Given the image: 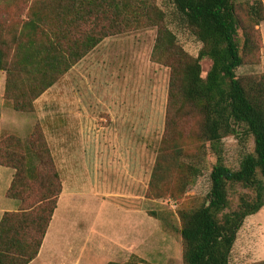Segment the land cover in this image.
<instances>
[{"label": "trees", "instance_id": "1", "mask_svg": "<svg viewBox=\"0 0 264 264\" xmlns=\"http://www.w3.org/2000/svg\"><path fill=\"white\" fill-rule=\"evenodd\" d=\"M162 4L163 8L158 0H32L28 21L12 37V60L7 61L0 49L5 101L16 112L33 113L36 101L102 41L127 29L156 28L152 59L171 69L170 106L182 100L200 116L199 140L209 144L216 158L204 202L177 212L183 264H230L245 221L264 208V74L237 75L247 59L254 61L260 54L264 2L254 0L242 10L234 0ZM169 19L201 43L198 57L179 44ZM204 59L212 62L205 78ZM229 137H236L244 150L250 139L254 143L236 169L225 156L224 140ZM168 140L170 149L174 146L171 136L164 140L156 178L169 165L164 163ZM173 153L177 171L167 179L174 191L155 193L152 179L150 192L157 199L180 201L203 173L176 160L179 150ZM0 166L15 171L6 195L20 203L18 211L6 212L0 221V264H31L40 254L62 193L43 131L36 128L26 139L2 134ZM126 264L147 262L133 255Z\"/></svg>", "mask_w": 264, "mask_h": 264}, {"label": "rangeland", "instance_id": "2", "mask_svg": "<svg viewBox=\"0 0 264 264\" xmlns=\"http://www.w3.org/2000/svg\"><path fill=\"white\" fill-rule=\"evenodd\" d=\"M234 1L242 10L254 0ZM162 2L158 0L163 8ZM31 3L32 0H0V49L7 61L14 55L12 37L19 35L28 21ZM169 23L183 49L198 57L201 43L188 32L179 30L172 19ZM260 30V54L254 61L247 59L246 65L237 71L239 77L264 74V23ZM156 36V28L145 26L105 39L47 91L30 114L8 107L6 74L0 72V126L3 127L0 136L10 133L26 139L36 128L41 129L62 182L48 239L35 264L128 263L132 256L123 254L126 250L123 245L133 226L129 216L122 212L128 208H140L147 214L146 219L136 220L140 229L147 232L143 260L147 264H183L177 212L204 202L216 158L209 144L199 140L200 116L189 105H183L182 100L177 99L170 106L171 69L152 59ZM211 65L209 59L203 60V78ZM48 106L44 118L39 110V119L37 108ZM65 106L73 109L68 120L70 127L64 126L59 118ZM115 115L124 117L125 121ZM143 116L147 125L138 126L143 121L137 118L145 119ZM64 133L66 138L61 137ZM170 136L174 146L170 149L171 140H168L170 151L164 159L165 165H169L156 178L160 149ZM224 146L227 163L235 169L244 151L254 150L252 139L245 150L236 137L225 139ZM174 150L180 152L176 160L191 163L203 169V173L180 201L169 197L157 199L150 192L152 179L155 193L174 191L167 179L177 171L172 157ZM137 170L144 172L149 180L144 188L128 182V173L133 176ZM162 178L167 182L158 180ZM2 184L0 190L4 193L5 176ZM140 195L144 201L134 198ZM0 200H7L5 194ZM230 264H264V208L245 221Z\"/></svg>", "mask_w": 264, "mask_h": 264}, {"label": "crops", "instance_id": "3", "mask_svg": "<svg viewBox=\"0 0 264 264\" xmlns=\"http://www.w3.org/2000/svg\"><path fill=\"white\" fill-rule=\"evenodd\" d=\"M264 1V0H263ZM44 97V95L42 97H40L37 101H36V105L41 101V99ZM50 107H41L40 109L37 108V111H38V116H39V119L41 118H44L45 117V112H48V109ZM39 110L41 111V118H40V113H39ZM45 110V111H44ZM73 111V109L71 107H67L65 106V110L62 109V112H60L59 114V118L61 119L62 121V124L64 123V126L65 125H69L70 127V123L68 122V120L70 119V115H71V112ZM68 113V115H66V113ZM77 115V114H75ZM115 117L118 119V120H121L122 119V122L125 121V118L124 117H118L115 115ZM143 118H145L143 116ZM137 119L139 120H142L143 123L141 124H138V126H142L143 125H147L146 123V118L145 119H142L141 117H138ZM116 121V119L114 120ZM75 125L77 126V120H75ZM3 127L0 126V131L2 130ZM143 133H146V131L143 129L142 131ZM1 137V136H0ZM61 137H64L66 138V134H61ZM116 137L119 138V135L116 134ZM11 170V171H10ZM14 174H15V171L13 169H10V168H6V167H2L0 166V186L3 185L2 184V178L3 176H5L6 178V187L4 188L3 192L0 190V196L4 195L5 194V198L9 201H11L10 203H7L5 201L7 200H0V221L2 220L4 214L6 212H16L20 209V203L16 200H12V199H9L7 198V192L11 186V183H12V180H13V177H14ZM131 173L129 172L128 175L130 176V179L128 180V182L132 185V186H142V188L146 187L147 186V175L144 173V172H141V170H137L134 174H132L133 176L130 175ZM8 178V179H7ZM149 181V180H148ZM114 196L116 197H120L118 195H115ZM128 196H131V195H128ZM127 196V197H128ZM122 197H125V196H122ZM134 198L138 199L139 202H141V199L144 201V198L140 196H134ZM132 203H135V202H132ZM134 205V204H133ZM122 212H125L128 216H129V220L131 221V226L133 231H131V227H130V231L128 232L127 234V237L125 238V245H123L126 250H123V254L127 257H131V256H137L141 259H144L142 256V254H144V250L147 246V241H146V233L145 231H142L140 229V226L138 224V222L136 223V220L143 217V218H147V214L144 213L142 211V209L140 208H128ZM49 234V233H48ZM48 234L46 235V238L44 240V243L42 245V249L40 251V254L38 256V258L32 262L31 264H35L36 261L40 258L41 256V253L43 251V248H44V245H45V242L47 241L48 239ZM126 251V252H125ZM119 253V252H118ZM114 251H113V255H114Z\"/></svg>", "mask_w": 264, "mask_h": 264}]
</instances>
